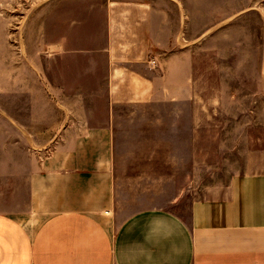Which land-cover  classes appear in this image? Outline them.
I'll return each instance as SVG.
<instances>
[{"label": "crops", "instance_id": "crops-1", "mask_svg": "<svg viewBox=\"0 0 264 264\" xmlns=\"http://www.w3.org/2000/svg\"><path fill=\"white\" fill-rule=\"evenodd\" d=\"M102 1L93 20L75 18L74 0H1L39 5L54 25L30 108L48 118L21 123L41 139L0 210V264H264V149L178 210L138 207L139 187L121 184L153 176L128 163H181V102L199 91L181 63V0ZM197 126L185 122L190 141Z\"/></svg>", "mask_w": 264, "mask_h": 264}, {"label": "rangeland", "instance_id": "rangeland-1", "mask_svg": "<svg viewBox=\"0 0 264 264\" xmlns=\"http://www.w3.org/2000/svg\"><path fill=\"white\" fill-rule=\"evenodd\" d=\"M153 1L174 8L172 0ZM102 4L74 0V16L98 20ZM5 5L0 0V210L17 201L18 160L26 143L41 139V131H25L21 123L48 118L30 108L42 102L38 90H47L40 81L49 67L41 63H47L54 25L34 16L39 5ZM181 63L190 65L199 91L195 100L181 102V163H128L133 168L122 173L153 174L121 178V184L139 187L138 207L181 209L206 196L207 187L243 172L264 149V0H181ZM190 120L198 122L195 141L184 128Z\"/></svg>", "mask_w": 264, "mask_h": 264}]
</instances>
